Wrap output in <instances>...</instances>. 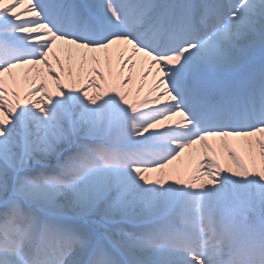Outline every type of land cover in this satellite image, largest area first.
<instances>
[{"label":"snow or ice","instance_id":"6c2138e0","mask_svg":"<svg viewBox=\"0 0 264 264\" xmlns=\"http://www.w3.org/2000/svg\"><path fill=\"white\" fill-rule=\"evenodd\" d=\"M0 264H264V0H0Z\"/></svg>","mask_w":264,"mask_h":264}]
</instances>
